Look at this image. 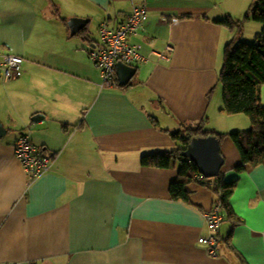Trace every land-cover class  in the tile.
Segmentation results:
<instances>
[{"label":"crops","instance_id":"crops-1","mask_svg":"<svg viewBox=\"0 0 264 264\" xmlns=\"http://www.w3.org/2000/svg\"><path fill=\"white\" fill-rule=\"evenodd\" d=\"M134 5L150 12L129 40L148 61L130 66V86L102 88L89 49L102 24L119 28ZM247 9L243 0H0V50L24 59L22 76L0 78V262L264 264V166L238 173L230 138L221 143L222 174L237 181L231 204L241 222L230 243L222 223L216 256L198 243L211 235L212 190L198 178L187 186L191 204L175 201L181 160L141 164L181 148L173 134L184 126L251 128L245 115L224 112L219 75L236 32L215 22ZM72 18L88 20L74 36ZM259 92L264 106V85ZM22 133L54 157L31 182L14 151Z\"/></svg>","mask_w":264,"mask_h":264},{"label":"trees","instance_id":"trees-1","mask_svg":"<svg viewBox=\"0 0 264 264\" xmlns=\"http://www.w3.org/2000/svg\"><path fill=\"white\" fill-rule=\"evenodd\" d=\"M248 12L245 21L253 20L260 23L262 32L253 44L242 40L237 42L235 38L225 47L219 82L223 88L224 112L230 116L245 115L250 120L251 128L231 134H220L207 131L202 122L184 126L182 131L173 134L174 139L182 143L181 148L164 154L144 156L141 160L143 166L160 169L170 168L176 160H181L179 176L170 187V195L175 201L191 204L187 186L200 178L201 183L214 193L215 207H219L223 222L230 223L228 243L233 235L232 231L241 222L231 204L237 181L227 182L222 173L214 178L201 176L195 164L184 159L182 153L194 137L215 136L221 143L230 138L241 155L242 163L236 168L238 173L264 166V106L259 92L260 87L264 85V0H255ZM215 22L238 33L237 36L243 33L245 23L243 21L225 18ZM128 86L130 84L126 87ZM219 238L221 241L220 235Z\"/></svg>","mask_w":264,"mask_h":264},{"label":"built area","instance_id":"built-area-1","mask_svg":"<svg viewBox=\"0 0 264 264\" xmlns=\"http://www.w3.org/2000/svg\"><path fill=\"white\" fill-rule=\"evenodd\" d=\"M150 16L149 9L143 5H134L129 20L117 29H112L104 23L100 27V40L89 49V56L101 74V87L108 88L119 85L117 65L119 63L133 66L144 63L148 58L139 47L130 43V38L136 35L147 23ZM24 59L18 55L4 53L0 50V78L9 81L22 76ZM15 156L22 165L30 182L47 174L54 163V157L37 148L29 133H22L15 146ZM208 228L211 235L200 237L198 243L211 249L216 256V246L220 243L219 229L223 223V216L219 207H215L207 216ZM0 264H18L0 262Z\"/></svg>","mask_w":264,"mask_h":264},{"label":"water","instance_id":"water-1","mask_svg":"<svg viewBox=\"0 0 264 264\" xmlns=\"http://www.w3.org/2000/svg\"><path fill=\"white\" fill-rule=\"evenodd\" d=\"M88 20L72 18L69 22L71 34L74 36L80 33L87 25ZM117 78L122 86H127L137 73V69L119 63L117 65ZM44 116H36L32 119L38 123ZM7 135V129L0 120V139ZM182 156L195 164L201 176L214 178L222 173L225 158L222 154L221 141L215 136L194 137L182 153Z\"/></svg>","mask_w":264,"mask_h":264},{"label":"rangeland","instance_id":"rangeland-1","mask_svg":"<svg viewBox=\"0 0 264 264\" xmlns=\"http://www.w3.org/2000/svg\"><path fill=\"white\" fill-rule=\"evenodd\" d=\"M243 1L246 3V7H248V9L246 12H245V10H243V12H241L242 14H241V16H239L241 18L237 21L245 22L244 23L245 32H243L242 35H238V36H237V34H238L237 33L235 38H237V40H236L237 42L242 40L243 42L253 44L256 42L257 36L260 35L262 32V25L260 23L253 21V20L245 21V17L249 13L248 10L255 0H243Z\"/></svg>","mask_w":264,"mask_h":264}]
</instances>
